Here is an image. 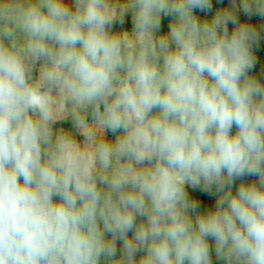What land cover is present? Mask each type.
<instances>
[{
	"label": "clouds",
	"instance_id": "clouds-1",
	"mask_svg": "<svg viewBox=\"0 0 264 264\" xmlns=\"http://www.w3.org/2000/svg\"><path fill=\"white\" fill-rule=\"evenodd\" d=\"M230 5L0 0V264H264V0Z\"/></svg>",
	"mask_w": 264,
	"mask_h": 264
},
{
	"label": "rangeland",
	"instance_id": "rangeland-1",
	"mask_svg": "<svg viewBox=\"0 0 264 264\" xmlns=\"http://www.w3.org/2000/svg\"><path fill=\"white\" fill-rule=\"evenodd\" d=\"M217 10L213 7L212 11L210 13H204V12H199L197 11V15H199L201 18H205L207 17L208 19H211V17L215 14ZM239 18L241 20V22H247L250 24H253L255 26H257L258 28L261 29V39H264V18H261L259 16H255L253 15L252 17H247L244 16L243 13L239 14ZM170 22V18H163L162 20V31H167V25ZM126 27L130 30L131 28V21H130V17L127 19L126 21ZM257 54V53H256ZM258 57L260 58H264L263 56L257 54ZM252 75H255L257 78L264 80V59H258L257 65L256 67L252 70ZM109 136H111V133H109ZM246 181L251 182L252 180H254L255 178L252 177H248L245 178ZM239 182H237L238 185ZM190 193L193 194L192 190L189 189ZM196 198H199L203 201L204 206H214L215 203V198L214 197H208V196H204L203 194L199 193L197 196H195ZM214 260V264H218V262Z\"/></svg>",
	"mask_w": 264,
	"mask_h": 264
},
{
	"label": "trees",
	"instance_id": "trees-1",
	"mask_svg": "<svg viewBox=\"0 0 264 264\" xmlns=\"http://www.w3.org/2000/svg\"><path fill=\"white\" fill-rule=\"evenodd\" d=\"M212 5L216 10L221 8L230 7V0H212ZM233 26L229 24V31H231ZM254 51L264 57V39L260 40L257 47L254 48ZM64 127H70V124H65ZM199 194V192H194L192 195L195 197ZM211 243V242H210ZM213 259H215L213 255Z\"/></svg>",
	"mask_w": 264,
	"mask_h": 264
}]
</instances>
